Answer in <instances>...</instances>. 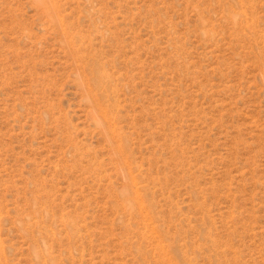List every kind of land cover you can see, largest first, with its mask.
Segmentation results:
<instances>
[{"label": "rangeland", "instance_id": "1", "mask_svg": "<svg viewBox=\"0 0 264 264\" xmlns=\"http://www.w3.org/2000/svg\"><path fill=\"white\" fill-rule=\"evenodd\" d=\"M46 1L0 0V264H264V0Z\"/></svg>", "mask_w": 264, "mask_h": 264}, {"label": "bare ground", "instance_id": "2", "mask_svg": "<svg viewBox=\"0 0 264 264\" xmlns=\"http://www.w3.org/2000/svg\"><path fill=\"white\" fill-rule=\"evenodd\" d=\"M40 5L47 9V11L51 12V4H49L46 0H37ZM88 66V78L87 83L90 88H98L100 86L103 87L104 92L107 93L108 86L106 82L108 81V76L104 72H100L99 69L96 67L94 61H89ZM99 123V122H98ZM100 125V123H99ZM101 126V125H100Z\"/></svg>", "mask_w": 264, "mask_h": 264}]
</instances>
